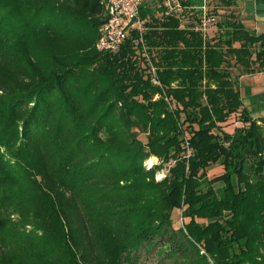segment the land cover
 <instances>
[{
	"label": "trees",
	"instance_id": "trees-1",
	"mask_svg": "<svg viewBox=\"0 0 264 264\" xmlns=\"http://www.w3.org/2000/svg\"><path fill=\"white\" fill-rule=\"evenodd\" d=\"M183 3L144 2L148 59L138 29L97 49L105 0H0V264H264V95L231 72L264 71V34L209 38Z\"/></svg>",
	"mask_w": 264,
	"mask_h": 264
},
{
	"label": "built area",
	"instance_id": "built-area-1",
	"mask_svg": "<svg viewBox=\"0 0 264 264\" xmlns=\"http://www.w3.org/2000/svg\"><path fill=\"white\" fill-rule=\"evenodd\" d=\"M146 0H105V8L107 12L106 21L99 28V38L96 47L100 51L115 52L120 49L126 39L131 35L132 31L138 29L140 31L139 38L136 42L143 48V54L150 59L148 47L144 39V20L141 17V9ZM163 4L167 7V13L182 16L187 9L183 0H163ZM199 16L201 15V24L196 26L197 29L205 30L208 24L217 21L216 16L209 12L207 0L198 6ZM152 81L156 85H161L157 74L156 67L151 62Z\"/></svg>",
	"mask_w": 264,
	"mask_h": 264
},
{
	"label": "rangeland",
	"instance_id": "rangeland-1",
	"mask_svg": "<svg viewBox=\"0 0 264 264\" xmlns=\"http://www.w3.org/2000/svg\"><path fill=\"white\" fill-rule=\"evenodd\" d=\"M151 4H153V6H156V3H154V2H151ZM207 6L209 8L210 14L213 16H216V19H217V21L215 23L208 24V26L205 28V30H202L204 32V34L209 38L219 36V34L222 32V30L220 29L221 27H219V24L224 23L225 17H227L231 14H233L236 17H239L238 16L239 15L238 3L236 5H232V6H225L220 0H207ZM184 20H185L184 23H186V24L191 23L195 26H199L201 24V15L199 16L198 13L192 14L191 12H189L186 15ZM231 72H232L233 80H235L236 84L240 87L239 78H240V74L243 73L242 67L234 64L231 68ZM255 73H257V72H255ZM246 81H248L249 85H250V82L255 83L254 86L251 88L252 95H257V96L261 95V94L264 95V75L263 74L259 75L258 78H248V80L246 79ZM244 93L245 94L247 93L246 90ZM157 97L158 96H156V98ZM247 100H249V102H251L250 97H248ZM247 105L250 106L249 103ZM262 115L264 116V109L260 113L253 114V117L258 118ZM242 124H243V122L241 121V115L233 114L226 123H223V128L225 131L233 132L237 126L242 125ZM187 125L188 124H186L185 127ZM263 125H264V122H263ZM189 130L190 129H188V131ZM141 138L144 141L147 140L145 134H142ZM158 162H159L158 158L151 157L147 161L146 164H147V166L150 167L151 165H153V163H158ZM170 165L171 164H166L164 169L157 172V175H156L157 179H163L169 173ZM222 173H224L223 165L213 164L208 169V178L212 179L218 175H221ZM206 184H207V182H206ZM212 185L215 188H217L218 190H220L224 186V184L222 182H216ZM173 220H174L175 227L178 228V227L183 226L185 224V222H187L189 220V218L185 217V212L183 209H175L173 212ZM155 259H156L155 254H153V253L148 254L145 251H143L142 257H141V264H154Z\"/></svg>",
	"mask_w": 264,
	"mask_h": 264
},
{
	"label": "crops",
	"instance_id": "crops-1",
	"mask_svg": "<svg viewBox=\"0 0 264 264\" xmlns=\"http://www.w3.org/2000/svg\"><path fill=\"white\" fill-rule=\"evenodd\" d=\"M239 16L246 27L255 31L258 34H264V0H238ZM264 75V72L243 74L240 76V88L244 93L246 88L251 91L254 82L248 84V78H258L259 75ZM245 102L251 104L249 100ZM247 103V104H248Z\"/></svg>",
	"mask_w": 264,
	"mask_h": 264
}]
</instances>
